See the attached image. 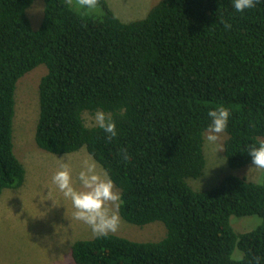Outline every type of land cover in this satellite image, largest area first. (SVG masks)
Returning a JSON list of instances; mask_svg holds the SVG:
<instances>
[{"label": "trees", "instance_id": "16d2710c", "mask_svg": "<svg viewBox=\"0 0 264 264\" xmlns=\"http://www.w3.org/2000/svg\"><path fill=\"white\" fill-rule=\"evenodd\" d=\"M44 2L34 29L35 0H0V198L26 179L13 138L18 83L45 66L37 146L86 148L120 190L121 217L167 229L157 242L76 241V264H264V180L227 175L204 191L188 181L206 168L210 109H230L223 151L232 169L252 164L248 149L264 142V3L237 13L231 0H161L123 22L107 0H96L99 15L75 0ZM96 109L115 119L117 137L86 124ZM233 216L262 223L237 233Z\"/></svg>", "mask_w": 264, "mask_h": 264}, {"label": "rangeland", "instance_id": "374dc122", "mask_svg": "<svg viewBox=\"0 0 264 264\" xmlns=\"http://www.w3.org/2000/svg\"><path fill=\"white\" fill-rule=\"evenodd\" d=\"M107 1L119 19L129 22L145 18L161 0ZM75 4L79 6V0H75ZM44 7V0H35L28 10L34 29H38L42 23ZM98 9L93 11L99 13L101 10ZM88 12L96 14L91 10ZM46 73L47 68L40 66L21 78L17 86L14 149L25 166L26 179L21 188L6 189L0 198V264H76L72 257L73 244L96 237L90 226L73 218L71 202L63 198L52 184L51 177L66 161L78 186L76 177L84 160H94L98 169L104 170L103 167L86 148L69 154H53L36 144L35 134L40 115L39 86ZM92 114H84L85 122L90 127H94L90 122ZM204 136L206 168L200 178L188 180L195 190L211 189L227 175H238L256 183L264 180V169L252 164L239 169H232L228 165L223 151L226 139L224 133L217 144L206 141V132ZM116 190L120 193L117 187ZM121 221L119 230L112 234L132 241L157 242L167 234L161 222L138 226L122 217ZM231 222L237 233H246L257 228L262 220L258 216H233ZM237 251L234 258H242L243 254Z\"/></svg>", "mask_w": 264, "mask_h": 264}, {"label": "clouds", "instance_id": "9594fccd", "mask_svg": "<svg viewBox=\"0 0 264 264\" xmlns=\"http://www.w3.org/2000/svg\"><path fill=\"white\" fill-rule=\"evenodd\" d=\"M260 2L264 3V0H260ZM256 3L257 0H231L232 9L237 13L246 12ZM79 6L86 11L94 10L96 0H79ZM225 27H230V25L226 24ZM207 116L209 123L206 126V141L209 144H217L221 140V134L228 128L230 109L220 105L210 109ZM90 122L94 127L106 133L107 139L111 140L117 137V123L105 110L96 109L90 117ZM248 152L252 165L258 169H264V142L251 146ZM120 156L124 161L130 160L126 149L121 150ZM76 181H78V186L74 182L72 170L66 161L51 177L52 184L59 190L63 198L71 202L73 218L90 226L93 235L97 238H104L117 232L122 221L115 209H118L122 197L116 190L115 183L109 173L106 170L98 169L94 160H84Z\"/></svg>", "mask_w": 264, "mask_h": 264}]
</instances>
